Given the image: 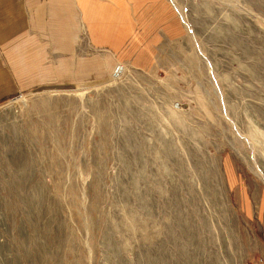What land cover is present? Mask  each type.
Wrapping results in <instances>:
<instances>
[{"label": "rangeland", "instance_id": "374dc122", "mask_svg": "<svg viewBox=\"0 0 264 264\" xmlns=\"http://www.w3.org/2000/svg\"><path fill=\"white\" fill-rule=\"evenodd\" d=\"M161 2L148 56L0 99V264H264V0Z\"/></svg>", "mask_w": 264, "mask_h": 264}, {"label": "crops", "instance_id": "0c3cea01", "mask_svg": "<svg viewBox=\"0 0 264 264\" xmlns=\"http://www.w3.org/2000/svg\"><path fill=\"white\" fill-rule=\"evenodd\" d=\"M163 23L168 9L161 0H0V99L18 84L100 78L109 64L89 53L90 43L119 55L133 43L148 56L147 35Z\"/></svg>", "mask_w": 264, "mask_h": 264}]
</instances>
